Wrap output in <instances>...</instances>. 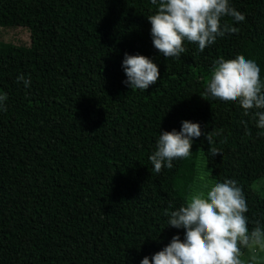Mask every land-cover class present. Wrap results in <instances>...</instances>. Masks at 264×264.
<instances>
[{
    "label": "trees",
    "instance_id": "trees-1",
    "mask_svg": "<svg viewBox=\"0 0 264 264\" xmlns=\"http://www.w3.org/2000/svg\"><path fill=\"white\" fill-rule=\"evenodd\" d=\"M229 2L245 20L222 23L238 32L203 51L185 41L166 58L153 46L151 0H0V26L30 36L28 45L0 39V241L18 222L53 245L45 264H140L184 238L165 211L185 203L201 157L214 181L242 188L249 230L264 227V196L251 187L264 176L258 110L246 116L206 87L214 62L238 54L255 60L264 83V0ZM125 53L149 57L159 80L132 90ZM184 120L217 133L213 144L194 138L189 158L154 172L160 132Z\"/></svg>",
    "mask_w": 264,
    "mask_h": 264
},
{
    "label": "clouds",
    "instance_id": "clouds-1",
    "mask_svg": "<svg viewBox=\"0 0 264 264\" xmlns=\"http://www.w3.org/2000/svg\"><path fill=\"white\" fill-rule=\"evenodd\" d=\"M156 6L154 14L147 17L151 24V36L155 49L164 57H179L186 51L184 42L198 45L200 51L214 44L218 37L235 33L239 29L222 20L232 17L235 21L245 16L230 5L229 0H151ZM127 79L124 83L132 90H146L159 78V68L149 57L125 53L122 62ZM260 67L252 59L238 54L233 59L219 58L214 62L207 81V92L225 102H238L244 115L253 114L256 126L264 129V83ZM25 86L31 83L21 74L17 82ZM203 98V97H202ZM204 99V98H203ZM7 95L0 92V109L6 110ZM205 135L199 123L182 121L181 130L160 132L156 149L150 155L153 170L161 172L164 167L173 168V161L191 156L194 138L205 135L209 145L213 136ZM213 156L221 155L218 148L211 147ZM210 172L201 176L202 187L190 192L185 203L175 210L165 211L168 225L183 228L184 238L174 235L171 241L151 259L143 257L140 264H261L264 253V227L260 221L249 230L246 198L234 179L213 181ZM172 207L171 205L169 206ZM247 249L249 256L242 259Z\"/></svg>",
    "mask_w": 264,
    "mask_h": 264
},
{
    "label": "rangeland",
    "instance_id": "rangeland-1",
    "mask_svg": "<svg viewBox=\"0 0 264 264\" xmlns=\"http://www.w3.org/2000/svg\"><path fill=\"white\" fill-rule=\"evenodd\" d=\"M0 39L15 44H29L30 36L25 27L0 26ZM210 172L204 159L201 157L195 170L194 182L188 194L197 188L202 187L201 176ZM214 181L212 175L208 177ZM260 196H264V176L257 179L251 186ZM53 249V245L44 239L39 238L35 233L25 226L14 222L7 235L0 241V264H45ZM242 259H247L249 252L242 249ZM261 262L264 260V253H259Z\"/></svg>",
    "mask_w": 264,
    "mask_h": 264
}]
</instances>
